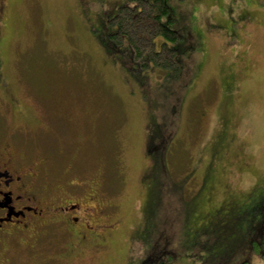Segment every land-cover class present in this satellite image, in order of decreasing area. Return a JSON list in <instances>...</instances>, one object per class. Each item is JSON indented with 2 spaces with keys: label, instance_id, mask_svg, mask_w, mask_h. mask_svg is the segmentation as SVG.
<instances>
[{
  "label": "rangeland",
  "instance_id": "1",
  "mask_svg": "<svg viewBox=\"0 0 264 264\" xmlns=\"http://www.w3.org/2000/svg\"><path fill=\"white\" fill-rule=\"evenodd\" d=\"M164 1L195 41L173 84L111 38L134 0H0V144L113 226L8 243L12 264L262 262L264 0Z\"/></svg>",
  "mask_w": 264,
  "mask_h": 264
},
{
  "label": "flooded vegetation",
  "instance_id": "2",
  "mask_svg": "<svg viewBox=\"0 0 264 264\" xmlns=\"http://www.w3.org/2000/svg\"><path fill=\"white\" fill-rule=\"evenodd\" d=\"M90 204L85 194L53 195L43 169L30 156L20 155L6 142L0 144V250L19 240L50 241L59 232L63 250L71 245L65 240L72 238L76 239L75 246L91 241L90 245H99L100 231L112 226L107 222L108 205L95 209ZM13 262L0 253V264Z\"/></svg>",
  "mask_w": 264,
  "mask_h": 264
},
{
  "label": "trees",
  "instance_id": "3",
  "mask_svg": "<svg viewBox=\"0 0 264 264\" xmlns=\"http://www.w3.org/2000/svg\"><path fill=\"white\" fill-rule=\"evenodd\" d=\"M174 22L175 19L164 0H134L132 6L120 7L113 17L112 24L116 32L111 38L116 45L124 42L140 67L147 68L150 67L149 64H153L165 69V76L173 84V80L177 79L183 69V74L188 73L190 68L187 64L192 58L195 46L191 31L185 25L173 27ZM156 37L161 40L158 48H155ZM161 55L163 59L159 60ZM182 59L186 62H182ZM187 83L178 79L175 84L185 86ZM176 106L177 103L172 104L173 112L176 111ZM173 129L174 122L170 129L163 132L164 136H171ZM252 246L254 251L260 253V264H264V230L260 240L254 241Z\"/></svg>",
  "mask_w": 264,
  "mask_h": 264
}]
</instances>
